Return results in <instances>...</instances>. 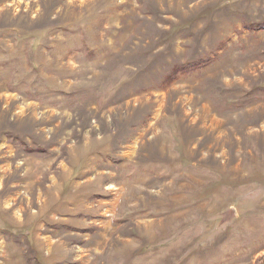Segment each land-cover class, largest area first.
Returning <instances> with one entry per match:
<instances>
[{
	"label": "rangeland",
	"instance_id": "obj_1",
	"mask_svg": "<svg viewBox=\"0 0 264 264\" xmlns=\"http://www.w3.org/2000/svg\"><path fill=\"white\" fill-rule=\"evenodd\" d=\"M0 264H264V0H0Z\"/></svg>",
	"mask_w": 264,
	"mask_h": 264
}]
</instances>
